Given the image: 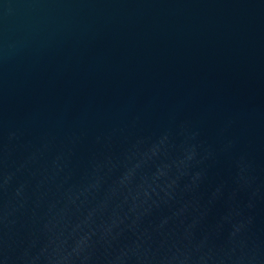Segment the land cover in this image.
Listing matches in <instances>:
<instances>
[{"label":"water","instance_id":"1","mask_svg":"<svg viewBox=\"0 0 264 264\" xmlns=\"http://www.w3.org/2000/svg\"><path fill=\"white\" fill-rule=\"evenodd\" d=\"M0 264H264V0H0Z\"/></svg>","mask_w":264,"mask_h":264}]
</instances>
